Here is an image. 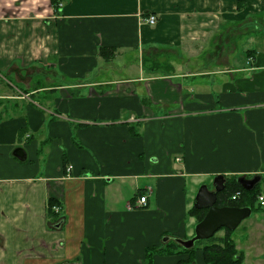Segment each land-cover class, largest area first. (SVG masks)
<instances>
[{
	"label": "crops",
	"instance_id": "0c3cea01",
	"mask_svg": "<svg viewBox=\"0 0 264 264\" xmlns=\"http://www.w3.org/2000/svg\"><path fill=\"white\" fill-rule=\"evenodd\" d=\"M57 1L0 0V264H148L216 175L264 196V0ZM249 219L231 237L264 264Z\"/></svg>",
	"mask_w": 264,
	"mask_h": 264
},
{
	"label": "trees",
	"instance_id": "16d2710c",
	"mask_svg": "<svg viewBox=\"0 0 264 264\" xmlns=\"http://www.w3.org/2000/svg\"><path fill=\"white\" fill-rule=\"evenodd\" d=\"M55 9L57 10L58 1L52 0ZM239 192L240 195L235 199L232 196ZM261 192L256 190V187L251 191L244 190L237 182L236 176L226 179L225 189L217 195V206H234V207H250L252 212L258 211L260 207L258 197ZM57 200H48V217L52 221H56L58 216L54 214L50 207L57 204ZM263 208V207H262ZM205 210L195 209L194 207L188 211V214L194 215L197 223L202 220L205 215ZM224 230L223 236H217L216 233ZM213 236L205 240L196 241L194 246L189 249L181 247L175 242V239L167 240L160 245L149 246L145 249V258L148 264H153L154 255H181L187 257L177 262V264H191L194 262L195 253L200 250L202 252L205 264H242L243 253L236 249V244L231 237L232 232L225 228H221Z\"/></svg>",
	"mask_w": 264,
	"mask_h": 264
},
{
	"label": "water",
	"instance_id": "95a60500",
	"mask_svg": "<svg viewBox=\"0 0 264 264\" xmlns=\"http://www.w3.org/2000/svg\"><path fill=\"white\" fill-rule=\"evenodd\" d=\"M12 155L18 160L26 159L25 151L16 148ZM261 181L259 174L250 178L237 177L236 182L246 191L253 190ZM226 178L218 174L213 178L212 189L208 185H201L194 197L193 207L205 210V215L194 227V235L189 239H175V242L185 249L192 248L196 241L205 240L213 236L221 228L229 231L235 230L239 224L251 215L250 207L217 206V195L225 189ZM167 241L165 237L163 239Z\"/></svg>",
	"mask_w": 264,
	"mask_h": 264
},
{
	"label": "built area",
	"instance_id": "2783aa9c",
	"mask_svg": "<svg viewBox=\"0 0 264 264\" xmlns=\"http://www.w3.org/2000/svg\"><path fill=\"white\" fill-rule=\"evenodd\" d=\"M145 22L149 25H154L156 23V17L155 16H148L146 19H145ZM177 161H180V158H176ZM70 168V167H69ZM240 195L239 192H236L233 196H232V199H235L236 197H238ZM146 201H147V198L146 196L144 195H141L139 196L138 198V202L141 204V205H145L146 204ZM258 203L260 206H264V196L262 194L259 195L258 197ZM50 210L56 214L58 217L61 215L62 213V207L60 206V204H54L50 207Z\"/></svg>",
	"mask_w": 264,
	"mask_h": 264
},
{
	"label": "rangeland",
	"instance_id": "374dc122",
	"mask_svg": "<svg viewBox=\"0 0 264 264\" xmlns=\"http://www.w3.org/2000/svg\"><path fill=\"white\" fill-rule=\"evenodd\" d=\"M258 174V173H257ZM223 175V174H222ZM224 177L226 176V175H223ZM228 176H230V175H228ZM244 176V175H243ZM253 176V175H252ZM251 175H247V176H244V177H246V178H249V177H252ZM230 177H233L232 175L230 176ZM226 178V177H225ZM227 179V178H226ZM212 183H213V180L211 181V182H209V183H206V185L208 184V187L209 188H211L212 189ZM256 190L257 191H259V192H262L261 190H262V185L259 183L257 186H256ZM259 210H264V206H263V208L262 207H260L259 208ZM250 217V216H249ZM249 217H247L246 219H248ZM253 218V217H252ZM251 218V219H252ZM251 219H249V220H243L242 221V223H240L239 224V226H241V225H244V224H246V223H248V221H251ZM238 226V227H239ZM236 230V229H235ZM237 231H240V228H238V230ZM163 243H165V242H163Z\"/></svg>",
	"mask_w": 264,
	"mask_h": 264
}]
</instances>
